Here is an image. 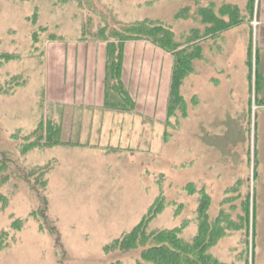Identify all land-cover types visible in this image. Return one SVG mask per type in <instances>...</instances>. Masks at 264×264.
<instances>
[{"label":"rangeland","instance_id":"obj_1","mask_svg":"<svg viewBox=\"0 0 264 264\" xmlns=\"http://www.w3.org/2000/svg\"><path fill=\"white\" fill-rule=\"evenodd\" d=\"M263 9L264 0H0V153L12 161L0 185V264H138L140 249L110 247L146 220L147 232L192 240L202 197L221 229L211 259L264 264ZM209 12L228 28L209 31ZM101 15L160 24L176 43L195 37L179 48L199 47L177 104L174 56L143 41L131 42L138 84L123 82L132 106L106 107L104 87L101 106L71 101L66 66L74 74L72 55L88 43L103 54L91 38ZM41 125L61 142L23 150Z\"/></svg>","mask_w":264,"mask_h":264},{"label":"trees","instance_id":"obj_2","mask_svg":"<svg viewBox=\"0 0 264 264\" xmlns=\"http://www.w3.org/2000/svg\"><path fill=\"white\" fill-rule=\"evenodd\" d=\"M207 15L211 17L213 24L217 23L218 25V28L214 25L216 29L212 30L210 28L209 31L221 32L228 28L229 24L219 20L214 13L209 12ZM101 21L104 23L103 26L91 38L105 42L104 105L117 109L134 104L122 80L125 44L132 41L148 42L159 50L174 56L169 104L170 107L177 104L180 101V84L184 75L190 71V63L194 59L199 47L192 46L191 48L188 46L182 49L179 48L181 45L183 47L185 44L192 43L195 37L189 36L184 43H176L173 41L174 39L170 30L157 23L143 21L127 25H110L107 16H102ZM85 33L86 31H83L84 35H86ZM40 127L34 133L38 137L37 141L28 142L23 150L38 145L45 147L61 142L60 137L57 136L56 140L50 143V138L53 134L51 135L48 129L41 130L42 125ZM11 162L6 154L0 153V185L9 179L8 169ZM19 176L23 177V175ZM207 204V198L202 197L198 208V233L188 242L180 239L175 230L147 232L146 224L148 220H146L142 221L121 240L114 242L110 249L116 247L122 251L140 249L138 264H220L216 260L211 259L207 254V249L216 242L218 233H221L219 224L217 225L216 221L214 226H212L213 228L207 222V213L205 212ZM45 205L46 203L43 204L44 207ZM246 206L247 203L245 208Z\"/></svg>","mask_w":264,"mask_h":264},{"label":"crops","instance_id":"obj_3","mask_svg":"<svg viewBox=\"0 0 264 264\" xmlns=\"http://www.w3.org/2000/svg\"><path fill=\"white\" fill-rule=\"evenodd\" d=\"M262 12H263L262 21L264 22V9ZM85 44L86 43H84V45ZM134 47H135L134 44L128 42L125 44V48H124L122 80L125 84L127 83L129 85L133 82L136 85L138 84V79L136 75L134 76V80H132V77L130 76V72H129L131 69V63L135 62L134 60H136L137 58V57L134 58L132 56L133 55L132 50L134 49ZM94 48L95 45L94 47L93 46L89 47V43H88V45H85L81 49V53L77 52V54L75 53L74 55H72L74 74H70V67L67 64L66 66L67 72L64 77V87L66 89V93L68 92V94L71 96L70 98L71 101L73 100L75 101V103H80V104L86 103L92 106L91 108L102 105L103 87H104L103 82H104L105 47L103 46V54L97 55V57L91 54V50H93ZM157 56L159 58L161 57L163 58V56L160 54ZM169 77H170V69L167 72V75L162 80V84H164L162 85V87H164V90L166 87H168L167 83H169ZM130 79L132 80V82H130ZM146 100L148 101V99ZM156 100H158L157 97L155 101ZM65 103L69 104L70 102L67 101Z\"/></svg>","mask_w":264,"mask_h":264}]
</instances>
